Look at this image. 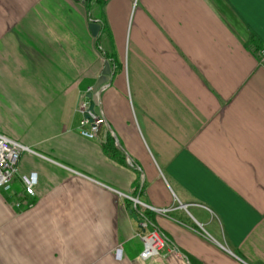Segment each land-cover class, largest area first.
Here are the masks:
<instances>
[{"label":"crops","instance_id":"1","mask_svg":"<svg viewBox=\"0 0 264 264\" xmlns=\"http://www.w3.org/2000/svg\"><path fill=\"white\" fill-rule=\"evenodd\" d=\"M263 47L264 0H0V134L31 150L0 264H264ZM131 198L168 239L147 260Z\"/></svg>","mask_w":264,"mask_h":264},{"label":"built area","instance_id":"2","mask_svg":"<svg viewBox=\"0 0 264 264\" xmlns=\"http://www.w3.org/2000/svg\"><path fill=\"white\" fill-rule=\"evenodd\" d=\"M258 58L261 64L264 65V47L258 50ZM78 111L81 113L82 117L79 122V133L81 136L87 139H94L104 123V118L96 113L95 109L90 110L89 99L86 95H83L79 105ZM31 151L27 146L13 141L6 136L0 134V190L9 191L13 181L18 175V163L21 155L24 152ZM21 181L24 184L25 193L27 197L31 198L34 195V187L36 184V179L33 175L22 176ZM134 203V208L139 212L140 217V227L144 230L141 235L143 242V250L140 253V257L144 260L153 258L160 255L164 248L168 245V239L166 235L156 227L145 232L150 226V221L144 214L145 204L141 203L137 198H131ZM18 208H30L33 204L29 200L21 204V202H16L15 204ZM141 207V209L139 208ZM117 258L121 257V249L118 248L115 252Z\"/></svg>","mask_w":264,"mask_h":264},{"label":"water","instance_id":"3","mask_svg":"<svg viewBox=\"0 0 264 264\" xmlns=\"http://www.w3.org/2000/svg\"><path fill=\"white\" fill-rule=\"evenodd\" d=\"M89 29L92 35L96 37L98 35L100 25L97 22L92 21L89 24ZM110 76H111L110 63L108 60H105L101 75L98 77L95 84L90 88V90L86 94V97L89 99L90 110H94L95 107L98 105L99 91L101 90L102 86L109 81ZM133 217L137 219L135 215Z\"/></svg>","mask_w":264,"mask_h":264},{"label":"trees","instance_id":"4","mask_svg":"<svg viewBox=\"0 0 264 264\" xmlns=\"http://www.w3.org/2000/svg\"><path fill=\"white\" fill-rule=\"evenodd\" d=\"M109 58V57H108Z\"/></svg>","mask_w":264,"mask_h":264}]
</instances>
